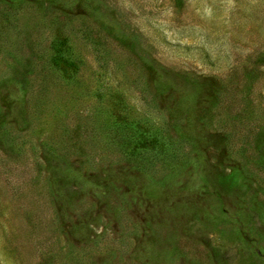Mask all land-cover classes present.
Returning a JSON list of instances; mask_svg holds the SVG:
<instances>
[{
  "label": "rangeland",
  "instance_id": "rangeland-1",
  "mask_svg": "<svg viewBox=\"0 0 264 264\" xmlns=\"http://www.w3.org/2000/svg\"><path fill=\"white\" fill-rule=\"evenodd\" d=\"M0 264H264V0H0Z\"/></svg>",
  "mask_w": 264,
  "mask_h": 264
}]
</instances>
